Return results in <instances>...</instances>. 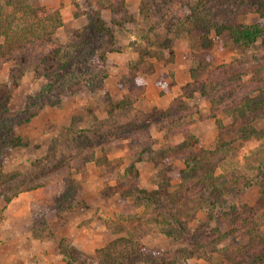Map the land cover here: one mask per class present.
<instances>
[{
    "label": "clouds",
    "instance_id": "9594fccd",
    "mask_svg": "<svg viewBox=\"0 0 264 264\" xmlns=\"http://www.w3.org/2000/svg\"><path fill=\"white\" fill-rule=\"evenodd\" d=\"M0 264H264V0H0Z\"/></svg>",
    "mask_w": 264,
    "mask_h": 264
}]
</instances>
